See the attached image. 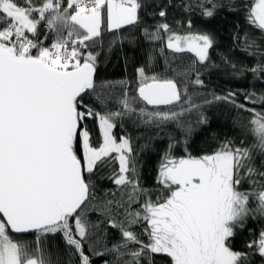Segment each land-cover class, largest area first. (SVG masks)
<instances>
[{
  "label": "snow or ice",
  "instance_id": "snow-or-ice-1",
  "mask_svg": "<svg viewBox=\"0 0 264 264\" xmlns=\"http://www.w3.org/2000/svg\"><path fill=\"white\" fill-rule=\"evenodd\" d=\"M145 7V0H0V264H64L47 246L56 234L73 264L105 256L104 264L264 259V229L245 243L247 251L233 243L249 218L264 217V113L246 107L254 93L242 92L244 103L235 92L203 101L247 111L240 130L253 137L250 145L225 139L211 152L189 151L195 129L188 114L199 113L197 125L209 121L184 77L190 73L191 84L205 87L195 65H211L213 35L177 34L167 22L143 27L145 38L162 47L148 54L133 80L117 82L116 110L104 85L97 86L104 34L141 25ZM167 7L152 15L166 20ZM201 8L211 18L217 5L202 0ZM242 10L248 25L264 33V0H247ZM125 39L110 42L109 51ZM262 46L246 38V49ZM165 49L194 53L196 61L179 74L156 72L151 64ZM248 70L264 73V64ZM125 119L157 128L171 124L182 133V139L170 137L162 154L156 189L140 182L131 138L114 132ZM89 121L101 134L98 142ZM180 143L184 154L177 156ZM113 162L118 168L106 175ZM106 180L115 192L101 189ZM109 229L117 238L106 242ZM25 233H35V240L16 238Z\"/></svg>",
  "mask_w": 264,
  "mask_h": 264
},
{
  "label": "trees",
  "instance_id": "trees-1",
  "mask_svg": "<svg viewBox=\"0 0 264 264\" xmlns=\"http://www.w3.org/2000/svg\"><path fill=\"white\" fill-rule=\"evenodd\" d=\"M146 7L141 15L143 23L134 28L118 33H105L103 36V50L98 58L96 81L101 91L110 96V108H118V99L122 92L120 81H131L134 79L136 69L148 59V54L153 49L162 47L160 43H150L143 35V27L155 26L159 23L167 22L172 26V31L177 34L210 33L214 37V46L209 51L211 65L206 69L198 64L195 66L201 71V79L204 80L205 87H199L190 82L195 79L192 74H186L185 82H189V93L195 103L200 104L201 110L208 117V123L197 125L199 113L193 111L187 116V120L195 129L189 140V151L193 155H202L213 151L222 141L230 139L237 145L241 140L246 145L253 142L251 135L243 134L240 125H246L249 120L247 111H239L231 104L222 101L204 104L205 99L211 100L212 94L225 95L229 92L237 94V102L244 103V96L241 94L254 93L251 97L252 103H246L249 109L264 113V102L259 97L264 96V73L254 74L248 69L257 64H264V46L259 48H247L248 41L255 40L257 44L264 41V33L248 25L245 20V11L242 5L247 0H213L217 5L215 14L207 18L202 14V0H145ZM167 5V18L162 20L158 15L161 6ZM188 6L189 10H185ZM188 20L192 21V28L187 27ZM151 30V29H150ZM117 37H127L123 44L114 46L109 51V43ZM196 57L194 53H174L165 49L162 56L157 57L151 67L160 73L179 74L185 66L194 64ZM232 65H235L233 69ZM107 82H112L113 87H107ZM92 101V97H86ZM149 108L151 106H148ZM167 110V109H165ZM175 110V109H172ZM89 129L94 141H100L101 134L93 121H89ZM118 136H129L132 140L133 156L137 166V172L141 184L148 189H156L157 169L161 162V157L170 142V137L182 139V133L175 125H167L161 128L146 126L136 123L133 120L125 119L123 126L114 130ZM177 156L184 154V145L180 143L174 149ZM118 168V162L109 165L105 174H110L112 169ZM101 189L116 191V186L111 181H104L100 185ZM247 189L248 185L245 184ZM119 196H117V199ZM252 207H255L252 204ZM92 219H96L95 214ZM264 229V217L256 216L249 218L246 230L239 232L234 240V247L237 250L247 251L245 243L258 235ZM139 231V229H137ZM17 239L29 243L35 240V233L17 234ZM117 233L109 229L106 242L114 241ZM47 246L55 253L64 264H73L74 258L65 253V246L60 234L49 236ZM108 257H95L94 264H104ZM158 264H169L168 260H159ZM252 264H264V259L259 255L251 257Z\"/></svg>",
  "mask_w": 264,
  "mask_h": 264
}]
</instances>
